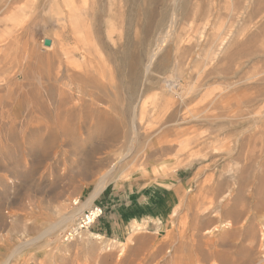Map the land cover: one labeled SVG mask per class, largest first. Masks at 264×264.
Listing matches in <instances>:
<instances>
[{"label": "rangeland", "instance_id": "374dc122", "mask_svg": "<svg viewBox=\"0 0 264 264\" xmlns=\"http://www.w3.org/2000/svg\"><path fill=\"white\" fill-rule=\"evenodd\" d=\"M102 2L84 33L107 68L96 108L120 122L119 137L82 115L73 135L46 146L32 142L49 134L36 100L59 82L33 50L64 45L76 49L64 62H80L75 15L64 0H0V142L12 153L0 160V264H264V0ZM78 84L58 85L72 96L65 108L89 102ZM114 164L105 188L133 195L87 205ZM95 205L103 214L90 229L63 240ZM67 210L75 216L47 234Z\"/></svg>", "mask_w": 264, "mask_h": 264}, {"label": "bare ground", "instance_id": "6f19581e", "mask_svg": "<svg viewBox=\"0 0 264 264\" xmlns=\"http://www.w3.org/2000/svg\"><path fill=\"white\" fill-rule=\"evenodd\" d=\"M175 1L177 2L178 0H175ZM64 3H65V6L68 5V7L72 11V13H74V15H75V17L72 18V21L74 24L73 30L77 36L76 38L78 39V42H80L82 44V48L84 50L82 55H81L83 59L80 57L82 59L80 62L82 63L84 68L83 69H81L80 67L76 68L75 64L80 63L78 61V59L71 60V62L68 59L66 63L64 62V60H63L64 56L69 57L70 54H73V55L76 54V49H72L70 47L65 48L64 45H61L59 47L60 49L57 48L56 52H54V53L52 52L53 54H41L37 50H33V55H35V57L38 59V61H40V62L46 61L49 64H51V69L53 66L55 67L54 73H55L56 80L55 79L54 80L56 82H59L58 83L59 86L62 84L66 87H70L73 84V82L76 81L77 84L80 83V84H78L76 91L79 94H81L82 96L89 97L90 100H89V102L88 101L86 102L84 98H80L79 100H80L82 108H72V107L65 108V106L69 104L70 99H71L70 97H72V96H68L66 93H63L58 85L54 86V83H55L54 82L53 86L51 85L50 87H48L50 97L48 99H43L44 96H43V98H40L38 96L39 98H37V100H36V104L39 107V110L42 113V115H44L45 117H48L50 119L48 122H45V124H44L46 131L49 133L48 137H47V139H44L45 138V137H43L44 133L39 132L35 136H33L32 142L34 145L35 144H43V143H47L46 146L55 145L57 143L59 137L61 136V134H66V135L71 136L75 133L77 126L74 127L75 125L72 124V120H73L72 118H74L75 116L82 117V115L85 117H87L88 115L94 116L96 118V121L94 124V129L98 132L102 131L101 133L104 134L105 136H107V138H110V140H115L119 137V132H120L119 123L120 122H118L112 114L106 113L105 111L96 108L97 107L96 106L97 100L100 99L101 97L109 94V92H110L109 87L107 86L108 84L106 85V83H105L106 82L105 80L107 79V77H106L107 76V71H106L107 68H106V65L101 64L99 62V58L97 59L95 57V54H94L95 50H93V47H92L93 41L90 40L88 35L85 36V33H84L85 29H86L84 21L86 19H88L90 14L93 13V11L95 9H96L95 11H97L98 8L102 6L103 2H102V0H64ZM82 3L85 4L86 6H88L87 16H84L83 18H82L83 14H80L81 6L79 5ZM63 10L64 9H63L62 5L58 4V13L59 14L63 13L62 12ZM79 15H80V17H79ZM78 31H79V33H78ZM98 40H99V37H98ZM163 43L164 42L162 41V43H160L158 51L156 53H153L150 56L148 66H147L148 69L152 65L155 55L164 46ZM18 56L21 59V55L19 54ZM65 70H66V73H68V80L67 79L65 80V75H64ZM52 78H54V77H52ZM55 84H57V83H55ZM169 85H171V83H168V86ZM86 87L89 89L95 90L97 94L96 95L92 94V91L86 89ZM58 94H59V97H57ZM15 100H17V98ZM53 102H54V104H53ZM23 106H24V100H22V101L17 100L15 102L16 112H14V113L15 114L17 112L20 113V110L23 108ZM133 106H134V104H133ZM55 108H56V110H55ZM135 112H137L136 109H135ZM121 116H123V115L121 114ZM133 116L136 117V113ZM91 121H93V118ZM77 128H80V127H77ZM11 134H14V132L11 131ZM16 144L17 145L19 144L18 140L16 141ZM0 150H4V151L0 152V160L5 155L9 156L10 154H12V153H10V146L8 144L4 143L3 141L0 142ZM7 151H9V152H7ZM115 169L116 168H115V164H114V166L111 169H109L108 171H106L105 173H103L101 175V177L98 179V181L96 183V186H95L93 192L91 193V196L87 202V205L89 203H92V201L107 186L108 182L113 178ZM73 211H68V212L64 213V215L61 217V219L57 220L56 222H53L51 224V226L49 227L47 234H51V233L55 232L57 228L59 229L64 224H66L68 221H70L72 219V217L75 216L74 215L75 213H73ZM75 211H76V209H75ZM95 236L99 237L100 235L99 236L95 235ZM62 238L65 241L69 240V239H64V236ZM22 245H20V246H22ZM244 250H245V248H242L240 250L239 256L243 255ZM18 251H16V252L18 253ZM224 256L225 255L221 254L220 258L223 259ZM11 258H13V257H11ZM45 260H47V259H45ZM53 262H54L53 264H57L56 261H53ZM104 262L107 263L106 260H104ZM6 263H8V260ZM44 263H46V262H44ZM225 263H226V261H225Z\"/></svg>", "mask_w": 264, "mask_h": 264}, {"label": "built area", "instance_id": "2783aa9c", "mask_svg": "<svg viewBox=\"0 0 264 264\" xmlns=\"http://www.w3.org/2000/svg\"><path fill=\"white\" fill-rule=\"evenodd\" d=\"M103 214V208L95 205L91 209L84 211L79 217L75 226L66 230L64 239H74L86 230H89L93 223Z\"/></svg>", "mask_w": 264, "mask_h": 264}, {"label": "crops", "instance_id": "0c3cea01", "mask_svg": "<svg viewBox=\"0 0 264 264\" xmlns=\"http://www.w3.org/2000/svg\"><path fill=\"white\" fill-rule=\"evenodd\" d=\"M184 178V177H183ZM128 193L127 197L131 198V195H133V188L132 190H130V188H127L125 187V189ZM125 191V192H126ZM125 192H118L117 188H110V189H107L105 188L99 195L98 198H103L104 200V203L102 201L99 202V204L103 207V208H107V207H111L115 204L118 203V200H119V197L120 196H123V194L125 195ZM151 194V193H150ZM96 198L95 201L98 199ZM143 200L140 202L141 203H145L146 201V204L149 203V200H151V198H153V195H150L149 197H142ZM134 200L130 199L129 201L127 200L126 201V205H131L133 204ZM142 205V204H141ZM113 208V207H112ZM117 222V219L115 218L114 220H112V223L111 225H115Z\"/></svg>", "mask_w": 264, "mask_h": 264}, {"label": "water", "instance_id": "95a60500", "mask_svg": "<svg viewBox=\"0 0 264 264\" xmlns=\"http://www.w3.org/2000/svg\"><path fill=\"white\" fill-rule=\"evenodd\" d=\"M51 43H52V41H51L50 39H45V40H44V45H45V46H50Z\"/></svg>", "mask_w": 264, "mask_h": 264}]
</instances>
